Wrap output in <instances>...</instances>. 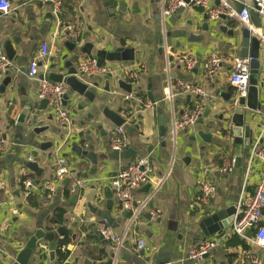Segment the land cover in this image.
<instances>
[{
    "label": "crops",
    "instance_id": "crops-1",
    "mask_svg": "<svg viewBox=\"0 0 264 264\" xmlns=\"http://www.w3.org/2000/svg\"><path fill=\"white\" fill-rule=\"evenodd\" d=\"M125 3L127 6L121 11L119 0H63L58 17L53 14L50 4L42 0H10V12L0 15V48L10 63L5 73L11 78L5 93L0 95V131L10 141L8 148L0 152V264L12 263L37 230L47 233L60 227L69 235L56 240L58 248L54 260H49L47 243L40 242L34 251L36 264H83L86 260L105 264L108 259H113L112 245L97 236L98 225L105 223L97 213L106 212L110 200V215L118 224L117 230L125 228L127 218L119 209L109 182L127 163L143 156L149 157L153 165V180L165 178L164 183L149 202L151 207L148 206L142 215L135 232L124 240L119 257L113 260V264H190L189 251L213 240H218L217 245L203 258V264H249L243 255L245 249L228 245L233 236L228 233L232 223L205 241L200 224L216 213L232 208L236 212L251 144L257 138L264 119V93L261 92V109L246 115V124L252 131L251 144L239 148L233 142L227 144L223 140L220 132L223 122L214 120L213 116L225 108V101L219 93H225L228 86L229 61L242 58L243 52L249 56L256 54L260 65L259 81L264 56L259 46L256 49L250 45L246 50L242 47L244 28L235 21H209L197 8L179 9L165 19L162 28L160 19H157L160 0H125ZM67 26L76 33L74 39L65 31ZM163 34L169 52L167 58L163 41L160 43ZM42 43L50 46L45 73V63L39 55ZM69 44L74 47L70 48ZM87 45H92V54L99 50L113 52L121 47L134 50L133 62H105L101 66L107 67L113 76L111 92H104L103 81L93 91L96 100L126 121L125 137L128 148L138 152L135 158L98 162L97 166L90 163L85 154L93 152L99 156L109 151L116 127L100 114L94 104L69 93L68 87L65 96L69 102L64 105L70 116L68 129L57 123L49 102L44 108L38 106L42 101L37 97L42 82L40 77L51 71L64 72L66 70L60 68L66 64L79 71L83 61H90L82 54ZM8 48L12 51L10 59ZM211 53L228 59L214 82L205 79L200 67L186 71L178 60L179 56L187 54L203 62ZM33 61H38L40 67L37 77L29 79L27 71ZM51 66L56 67L55 70ZM130 72L135 73L134 78L129 77ZM167 72L172 84L184 82L200 86L214 98L213 104L207 108L210 114L205 116L206 109L196 125L177 132L175 143L170 133L169 104L163 101L167 91ZM0 74L1 83L4 73ZM79 75V79L89 86L97 77L105 76ZM118 79L131 84L134 96L139 94L148 103V95L155 100L167 118L164 138L158 134L157 109L153 106L144 108L139 97L141 103L125 101L123 94L127 93L118 88ZM173 94L172 106L177 119L199 101L193 95L175 91ZM138 107L142 111H137ZM21 114H25V118L19 124L17 120ZM126 127L132 128L131 131L127 132ZM36 128L48 129L36 134ZM199 133L209 135L211 143L204 142ZM74 144L82 149L83 156L75 154L72 150ZM56 151L69 163L72 178L54 184L53 191L49 192L48 184L54 175L51 155ZM232 158L236 161L234 169L221 174L219 169L224 160ZM26 160L35 162L42 170L40 177L24 166ZM94 168L96 173L91 175ZM258 171L259 165L255 163L249 173L248 193L253 191ZM83 174L87 177L82 178ZM74 178L85 181L87 185L83 190L71 193L69 187ZM27 179L32 182L29 196H25L23 187V181ZM203 183L216 188L215 196L206 205L199 201V187ZM147 185L136 190V199L142 200L149 194L151 187L147 191ZM107 191L111 198H107ZM73 197L74 202L71 201ZM29 198L31 200L28 201ZM147 215L151 219L145 218ZM73 234L76 235L74 242L71 240ZM252 234L250 231L249 235ZM222 235L225 237L221 239ZM138 238L145 241L141 254L133 250ZM38 246L44 248L43 252ZM58 251L67 254L62 263H59ZM256 252L264 264V251L256 249Z\"/></svg>",
    "mask_w": 264,
    "mask_h": 264
},
{
    "label": "built area",
    "instance_id": "built-area-1",
    "mask_svg": "<svg viewBox=\"0 0 264 264\" xmlns=\"http://www.w3.org/2000/svg\"><path fill=\"white\" fill-rule=\"evenodd\" d=\"M50 4L52 12L55 16L60 15L63 7V0H42ZM257 3L259 10L257 11L262 21V27L256 28L249 19V7L245 6L241 12H238L234 0H160L159 16L164 27L165 19L175 13L179 9L187 10L190 8L199 9L207 16L209 21H217L220 17H226L229 20L235 21L239 26L246 29L250 36L257 40L260 53L264 56V0H252ZM11 10L10 0H0V15H7ZM68 36L71 39L76 37V33L71 27H66ZM163 50L166 58L169 56L167 46L165 44V34L162 35ZM40 58L43 60L44 73L47 71L46 59L50 55V46L47 43L40 45ZM186 71H191L194 68L200 67L204 72L205 79L208 82H214L222 70L223 64L228 62V59L220 54L211 53L203 62L190 55L182 54L178 58ZM256 60L251 56L245 58H233L229 62L231 67L228 72V86L232 92L230 100L233 102L231 108L237 106L239 98L246 97L249 88L250 66ZM42 65V64H41ZM8 62L3 50L0 48V73H5L9 68ZM40 64L38 61L30 63L27 71V77L34 79L38 75ZM80 73L83 75L102 76L111 74L107 67L98 68L94 61H83L80 64ZM110 72V73H109ZM45 75V74H44ZM130 78L135 77V73H129ZM259 86L261 92L264 93V67L259 74ZM167 91L164 94L163 101L169 104V121L171 128V139L175 143L177 132L188 129L196 125L201 119L204 111L213 104L214 98L206 93L204 88L184 82L172 84L169 78V72L166 76ZM174 91L183 95H193L198 98V103L188 112L184 113L181 118L177 119L173 106L172 99ZM67 92V86L64 83H50L45 79L40 83L37 97L39 100H47L56 117V121L60 126L68 129L70 127V116L65 109L63 102ZM125 101H141L133 94H123ZM144 108H149L152 105L144 102ZM220 109L219 112L224 111ZM126 122V121H125ZM221 134L223 140L227 144L233 142L231 121L223 122ZM125 125L116 128L114 135L110 141L109 149L122 152L128 148L125 137ZM10 144L9 139L0 131V152H4ZM54 164L53 180L49 182V192L53 191V186L64 179L72 178L71 168L67 160L57 151L51 155ZM28 161V160H26ZM30 162V161H28ZM259 165L258 177L254 185L252 193L247 192L249 184V173L254 164ZM236 165L234 158L224 160L219 172L221 174L230 173ZM153 165L147 156L138 157L121 168L115 177L110 179V187L113 196L121 211L128 213L127 224L122 230V235L117 236L115 232L105 223H100L97 227L98 232L103 238L108 241L113 247V260L115 261L122 250L124 240L130 236L136 229L139 220L147 210L149 202L161 188L164 179L153 180ZM146 184L150 185L149 194L142 200L136 199V190ZM86 182L78 179H72L69 191L71 193L79 192L86 187ZM25 196H29L32 189L30 180L23 181ZM216 194V188L209 184L203 183L199 187V201L201 204H208ZM253 231L252 235L249 232ZM228 233L237 236L250 247V250H245L243 255L249 261V264H262L259 254L256 249L264 251V119L259 126L257 138L253 141L250 148L249 158L244 172V179L240 190V196L237 203L236 212L232 224L229 227ZM225 235L220 236L224 238ZM218 240L207 241L199 244L189 251L188 260L190 264H203V258L208 255L217 245ZM38 249L43 252V247L38 246ZM145 249L144 239L138 238L133 250L136 254H141ZM36 254V253H35ZM114 263V262H113Z\"/></svg>",
    "mask_w": 264,
    "mask_h": 264
},
{
    "label": "water",
    "instance_id": "water-1",
    "mask_svg": "<svg viewBox=\"0 0 264 264\" xmlns=\"http://www.w3.org/2000/svg\"><path fill=\"white\" fill-rule=\"evenodd\" d=\"M120 1V10L124 11L126 8L125 0H119ZM186 2L188 0H185ZM236 9L238 12H241L245 6L249 7L248 13H249V19L250 22L254 25L256 28L262 27V21L259 17L257 11L259 10L257 3L252 0H234ZM157 19H160L159 14H157ZM221 20H228L226 17H220ZM162 42V39L160 40V43ZM162 44V43H161ZM250 45L258 48V42L256 39L252 38L249 34V32L246 29H242V47L246 50L250 47ZM70 48L74 47V45L69 44ZM92 45H87L83 48L82 54L86 55L85 59L94 61L96 66L100 68L105 62L107 63H130L135 60V54L134 50L131 48H118L114 50L113 52H106L103 50L96 51L94 54H92ZM7 56L10 59L12 56V51L10 48H8ZM249 56L245 52L242 53V58H245ZM251 57L256 59V54H250ZM56 67L51 66L52 70H55ZM65 69L64 72H55L51 71L50 73L42 75L40 77L41 80L46 79L50 83H64L69 90V93L75 94L79 97L85 98L89 103H92L95 105L97 110L102 114V116L111 122L116 128H120L125 125V120L118 115L115 112L110 111L108 108L102 105L101 102L96 100L95 93L93 89L98 88L99 84L103 81L105 84L104 92L110 93V80L112 79V74H107L103 77H97L96 81H93L90 83V86L83 83L79 77L81 74L80 71L70 67L69 64H66L64 67L60 68ZM250 77H249V88L246 97L239 98L237 100V106L235 108H231L232 101L230 100V94L231 88L229 86L226 87L225 93H219V96L225 101V110L220 112L219 114L213 116L214 120H218L219 122H227L231 121L233 124L232 128V135H233V145L235 147H242L246 144H251V137H252V131L250 130V127L246 124V115L249 112H255L261 109V103H260V96H261V90L259 86L258 81V73L260 70V65L257 62V60H254L251 63L250 66ZM1 75V74H0ZM11 78L8 76L7 73H4V78L1 80L0 83V95H3L6 91V88L10 85ZM116 84L118 88L122 91H124L127 94L132 93V87L131 84H128L125 81H122L121 79L116 80ZM149 97V103L153 106V108L157 109L158 112V134L161 138H164L167 133V118L162 113V109L156 106L155 100L148 95ZM189 100V98H186ZM69 102V99L66 96H64V102L63 105H67ZM48 104L47 100H42L38 103V106L41 108H44ZM83 106H80L79 108H82ZM137 111H142L141 107L137 108ZM210 110L207 109L205 112V116L210 114ZM207 113V114H206ZM25 114H21L18 118V123L21 124L24 122V116ZM140 118V116H139ZM137 128V126L135 127ZM48 128H36L34 132L36 134H40L47 130ZM99 130L101 128H98ZM132 128L126 127V131H131ZM199 136L204 140L206 143H211V138L209 135H205L203 133H199ZM49 145V144H47ZM46 146V145H45ZM42 146V147H45ZM47 147V146H46ZM72 150L75 152V154L79 157L83 156L84 153L82 152V149L78 147L76 144L72 146ZM138 152L136 150H132L131 148H128L122 152L115 151V150H109L106 153H102L99 156L94 154L93 152H88L85 154V157L90 161V163L93 166H97L98 162H106V161H113V162H119L122 160H129L132 158H135L137 156ZM24 166L32 171L35 172L39 177L42 173V170L37 166L35 162H28L24 161ZM96 173V168L92 169L90 174L93 175ZM87 177L86 174H83L82 178ZM66 182V180H65ZM150 186L147 185L146 189L149 190ZM107 198H111L110 192L107 191ZM75 198H72V202H74ZM111 201L109 200L107 202L108 210L106 212H100L97 213V216L101 218L108 226H110L112 229L117 230L118 224L114 222L110 215V208H111ZM150 206V205H149ZM89 207V206H88ZM151 207V206H150ZM90 208V207H89ZM91 212L95 213L93 209H91ZM235 209H229L226 212L216 213L214 215H211L207 217L205 220H203L200 224V228L202 230L204 241L206 238L216 235L220 233L222 230L227 229L229 225L232 223L234 219ZM124 217H128V213L126 211L123 212ZM147 219H151L150 215L145 216ZM159 220H157L158 222ZM75 226V224H74ZM117 236L122 235V230H117L115 232ZM64 235H69V232L66 231L64 228L60 227L56 229L53 232H44L43 230H37L35 234L31 237H29L27 243L25 246L18 252V254L15 256V259L10 264H36V254L34 253L36 245L40 242H46L48 249H49V260L53 261L55 257V252L58 248V245L56 244V240L58 237H62ZM97 236L103 240V236L98 232ZM71 240L74 242L76 240V235L73 234L71 236ZM83 264H93L92 262L86 260L83 262ZM105 264H113V259H108Z\"/></svg>",
    "mask_w": 264,
    "mask_h": 264
},
{
    "label": "trees",
    "instance_id": "trees-1",
    "mask_svg": "<svg viewBox=\"0 0 264 264\" xmlns=\"http://www.w3.org/2000/svg\"><path fill=\"white\" fill-rule=\"evenodd\" d=\"M137 97L141 98L143 103L145 102L144 98L142 96H140L139 94ZM29 200H31V199L29 198L28 201ZM60 213L63 214V212H60ZM228 245H230V246H241L245 250H250V247L247 246L246 243L244 241L240 240L237 236H232V238L228 242ZM57 255H58L59 263H62L67 257V254H63L61 251H58Z\"/></svg>",
    "mask_w": 264,
    "mask_h": 264
}]
</instances>
